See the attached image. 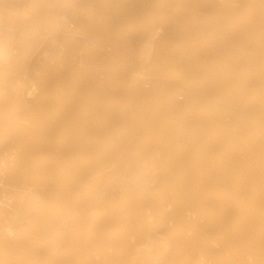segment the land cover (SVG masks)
<instances>
[{
  "label": "bare ground",
  "instance_id": "1",
  "mask_svg": "<svg viewBox=\"0 0 264 264\" xmlns=\"http://www.w3.org/2000/svg\"><path fill=\"white\" fill-rule=\"evenodd\" d=\"M0 264H264V0H0Z\"/></svg>",
  "mask_w": 264,
  "mask_h": 264
}]
</instances>
